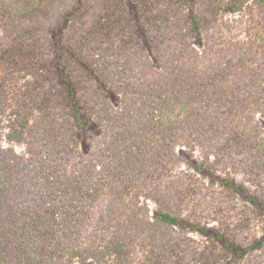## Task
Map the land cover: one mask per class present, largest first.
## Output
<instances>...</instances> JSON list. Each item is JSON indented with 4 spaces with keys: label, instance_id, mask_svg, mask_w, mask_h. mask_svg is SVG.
<instances>
[{
    "label": "trees",
    "instance_id": "1",
    "mask_svg": "<svg viewBox=\"0 0 264 264\" xmlns=\"http://www.w3.org/2000/svg\"><path fill=\"white\" fill-rule=\"evenodd\" d=\"M0 17V264H264V0H0Z\"/></svg>",
    "mask_w": 264,
    "mask_h": 264
},
{
    "label": "rangeland",
    "instance_id": "2",
    "mask_svg": "<svg viewBox=\"0 0 264 264\" xmlns=\"http://www.w3.org/2000/svg\"><path fill=\"white\" fill-rule=\"evenodd\" d=\"M240 17H241V14H236V15H231V14H225L224 15V18L227 22H229V20L231 19V23L233 26H242V23L240 22ZM1 17H0V33H1ZM15 86L13 85H8L7 83L3 82V79H0V91H2V89L6 90L7 91V94L9 95H12L11 92H13L15 89ZM6 144V143H5ZM15 149L18 151V152H22L24 150V147L22 145H14ZM193 159L197 162L200 160V153L199 151H194L193 153ZM180 170L182 169L183 171H186V172H192V167L189 166V165H186L185 163H182L179 167H178ZM178 169V170H179ZM218 176L220 177H226L227 175H229L233 181L238 184L239 186H245L249 189V191H252L253 190V186L250 185V183L247 181L246 177L244 176V174L242 172H234L232 171L231 169L230 170H227V171H222L221 169L217 170V173H216ZM200 178L205 180V182L208 184V179L205 175H200ZM245 200L243 199V197L241 196H235L234 198V202L236 204H241L243 203ZM197 204V207L201 204L199 203H195ZM149 207L150 209L153 208V205L151 203H149ZM205 208V205H202L201 206V209L204 210ZM201 216V217H200ZM196 217L199 218L200 222L203 223L206 227L208 228H214L216 227V223L214 221H211L209 218L205 217L203 213H200L198 215H196ZM260 224V223H259ZM260 227L257 226V225H252V229L251 230H246V232L244 233V239L243 240H246L249 238V236L252 235L253 232H260ZM190 236H192L194 239H196L197 241L199 242H202L205 240V236L197 233V232H191L190 233Z\"/></svg>",
    "mask_w": 264,
    "mask_h": 264
}]
</instances>
